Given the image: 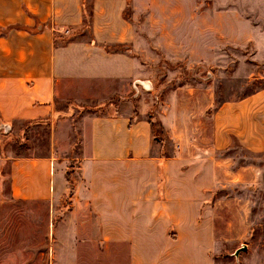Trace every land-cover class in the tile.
I'll list each match as a JSON object with an SVG mask.
<instances>
[{
    "label": "crops",
    "instance_id": "crops-1",
    "mask_svg": "<svg viewBox=\"0 0 264 264\" xmlns=\"http://www.w3.org/2000/svg\"><path fill=\"white\" fill-rule=\"evenodd\" d=\"M168 2L0 0V122L47 132L43 154L8 157V200L46 204L51 235L58 211L71 219V239L83 235L82 249L121 251L124 264H214L209 194L232 180L223 153L233 143L264 154V85L214 105L199 152L162 154L150 122L131 108L139 89H151L135 83L148 79L138 78L130 43L132 21L143 15L154 27L151 10ZM87 105L102 108L80 110ZM68 161L76 177L66 175ZM245 171L252 182L259 176L252 164Z\"/></svg>",
    "mask_w": 264,
    "mask_h": 264
},
{
    "label": "rangeland",
    "instance_id": "rangeland-1",
    "mask_svg": "<svg viewBox=\"0 0 264 264\" xmlns=\"http://www.w3.org/2000/svg\"><path fill=\"white\" fill-rule=\"evenodd\" d=\"M151 14L154 27L143 15L132 21L137 30L130 50L138 78L148 79L152 88L139 89L131 108L150 122L162 154L197 153L208 145L214 105L264 85V0H169ZM87 106L80 110L102 108ZM11 129L0 132V264H124L121 251L82 249L83 235L71 239L66 233L71 219L60 221L58 211L53 218L58 227L51 235L46 204L8 200V157L41 155L47 142L43 126L26 133ZM223 154L230 158L232 180L214 188L207 202L215 219L214 264H264V154H250L235 143ZM244 163L259 170L253 182ZM75 165L66 164L68 177H76ZM58 167L50 175L55 183L61 179ZM66 204L57 208L64 211ZM241 245L246 250L234 256Z\"/></svg>",
    "mask_w": 264,
    "mask_h": 264
},
{
    "label": "water",
    "instance_id": "water-1",
    "mask_svg": "<svg viewBox=\"0 0 264 264\" xmlns=\"http://www.w3.org/2000/svg\"><path fill=\"white\" fill-rule=\"evenodd\" d=\"M135 83H138L139 85H141V87L145 90H150L152 88V85L150 81L148 80H136ZM150 121L154 122V119H151ZM10 130H11L10 123L0 122V132L2 134H7ZM245 250H246V245H241L240 247H238L237 249L233 251V255L236 256L239 252H242Z\"/></svg>",
    "mask_w": 264,
    "mask_h": 264
},
{
    "label": "trees",
    "instance_id": "trees-1",
    "mask_svg": "<svg viewBox=\"0 0 264 264\" xmlns=\"http://www.w3.org/2000/svg\"><path fill=\"white\" fill-rule=\"evenodd\" d=\"M237 145V144H236Z\"/></svg>",
    "mask_w": 264,
    "mask_h": 264
}]
</instances>
